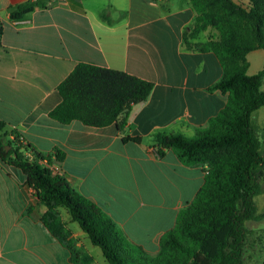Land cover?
<instances>
[{"label":"crops","instance_id":"crops-1","mask_svg":"<svg viewBox=\"0 0 264 264\" xmlns=\"http://www.w3.org/2000/svg\"><path fill=\"white\" fill-rule=\"evenodd\" d=\"M22 1L0 0V118L37 151L63 150V160L53 163L57 172L132 242L155 254L205 172L201 165L182 163L171 149L156 156L154 133L192 136L226 102V94L207 89L221 75L216 56L183 40L194 10L187 0H50L11 19L10 6ZM259 50L264 52L252 51ZM78 62L153 81L148 97L132 104L121 130L115 123L94 127L49 117L61 99L58 83ZM44 209L23 172L0 160V264H76L40 220ZM61 213L70 237L84 244L78 264H100L86 234L64 209Z\"/></svg>","mask_w":264,"mask_h":264},{"label":"trees","instance_id":"trees-1","mask_svg":"<svg viewBox=\"0 0 264 264\" xmlns=\"http://www.w3.org/2000/svg\"><path fill=\"white\" fill-rule=\"evenodd\" d=\"M49 1L12 5L10 18L19 20ZM187 1L195 16L183 40L189 47L216 56L221 75L207 89L226 94V102L193 136L154 133L156 156L162 155V148L171 149L182 163L201 165L205 172L193 198L179 208L174 225L161 235L155 254L132 242L96 202L53 172L49 165L63 160V150L37 151L0 118V160L23 172L26 185L45 206L40 220L68 248L76 264L80 251L73 245L62 209L110 264H246L250 256L251 235L256 230L247 228L245 221L264 217L254 201L264 190V127L252 119V113L264 105V63L249 74L247 53L264 49V0ZM101 17L107 19L104 12ZM205 31L204 40L194 41ZM153 85L123 70L78 62L58 83L61 99L48 115L60 123L78 120L94 127L115 123L121 130L132 104L144 101ZM257 264H264V256Z\"/></svg>","mask_w":264,"mask_h":264},{"label":"rangeland","instance_id":"rangeland-1","mask_svg":"<svg viewBox=\"0 0 264 264\" xmlns=\"http://www.w3.org/2000/svg\"><path fill=\"white\" fill-rule=\"evenodd\" d=\"M199 35H200L199 40H204L202 38L203 35H205V33L200 32ZM259 51H252L248 54V59H247L249 62L248 73L251 72L255 73L262 68L264 63V52L263 50H259ZM252 119L255 124L264 127V105L259 107L252 113ZM263 151H264V146H263ZM263 188H264V182H263ZM254 201L257 205L258 211L264 212V190L261 193L254 196ZM245 225L249 229H253L254 231L256 230L251 235L253 244L251 245V248L248 250V254L250 256H248V258L246 259V264H257L258 261L262 259L264 256V230H262V228H264V217L259 220H246ZM73 226H75L77 229L81 231L76 221L73 222ZM258 236L260 237L262 242L258 239ZM85 238L90 245L89 248L90 252H92V254L96 256V259L99 261V263L110 264L102 255L101 249L97 245L92 244L89 238L87 237V235L85 236ZM76 242L78 241L74 239L73 245L75 248H77L80 251L79 253L82 254L84 244L82 243L83 244V245L81 244L82 246L76 245Z\"/></svg>","mask_w":264,"mask_h":264},{"label":"built area","instance_id":"built-area-1","mask_svg":"<svg viewBox=\"0 0 264 264\" xmlns=\"http://www.w3.org/2000/svg\"><path fill=\"white\" fill-rule=\"evenodd\" d=\"M41 162H42L43 164H46V165H47V162H46L45 160H42ZM49 167L53 170V172H54V171H57V168H56L55 165L50 164Z\"/></svg>","mask_w":264,"mask_h":264},{"label":"water","instance_id":"water-1","mask_svg":"<svg viewBox=\"0 0 264 264\" xmlns=\"http://www.w3.org/2000/svg\"><path fill=\"white\" fill-rule=\"evenodd\" d=\"M8 147H9L8 145L5 146L6 149H7Z\"/></svg>","mask_w":264,"mask_h":264}]
</instances>
